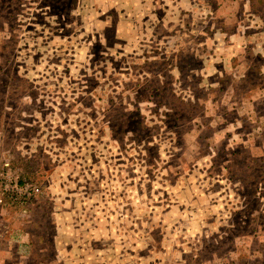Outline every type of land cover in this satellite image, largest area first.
Segmentation results:
<instances>
[{"label":"rangeland","instance_id":"rangeland-1","mask_svg":"<svg viewBox=\"0 0 264 264\" xmlns=\"http://www.w3.org/2000/svg\"><path fill=\"white\" fill-rule=\"evenodd\" d=\"M0 264H264V0H0Z\"/></svg>","mask_w":264,"mask_h":264}]
</instances>
